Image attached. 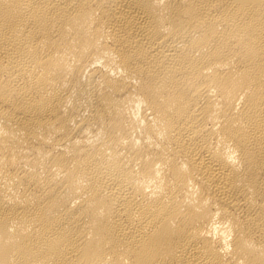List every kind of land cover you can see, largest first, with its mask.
Here are the masks:
<instances>
[{
    "label": "bare ground",
    "instance_id": "obj_1",
    "mask_svg": "<svg viewBox=\"0 0 264 264\" xmlns=\"http://www.w3.org/2000/svg\"><path fill=\"white\" fill-rule=\"evenodd\" d=\"M0 264H264V0H0Z\"/></svg>",
    "mask_w": 264,
    "mask_h": 264
}]
</instances>
